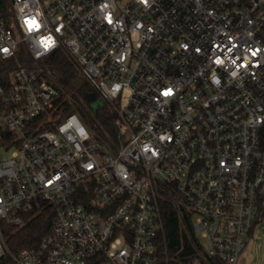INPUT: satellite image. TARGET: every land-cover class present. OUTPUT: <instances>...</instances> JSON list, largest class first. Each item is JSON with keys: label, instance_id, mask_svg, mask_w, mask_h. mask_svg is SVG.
<instances>
[{"label": "built area", "instance_id": "1", "mask_svg": "<svg viewBox=\"0 0 264 264\" xmlns=\"http://www.w3.org/2000/svg\"><path fill=\"white\" fill-rule=\"evenodd\" d=\"M20 45L32 66L0 84V264H166L168 200L196 264H235L264 220V0H0V58ZM55 52L73 88L42 63ZM83 82L116 114L108 140L60 116ZM48 206L50 230L11 249L4 227Z\"/></svg>", "mask_w": 264, "mask_h": 264}, {"label": "trees", "instance_id": "2", "mask_svg": "<svg viewBox=\"0 0 264 264\" xmlns=\"http://www.w3.org/2000/svg\"><path fill=\"white\" fill-rule=\"evenodd\" d=\"M42 63L50 68L53 75L63 85L69 86V83L73 82H76L75 85L77 84V69L62 52L53 53L45 58ZM32 64L31 57L20 45L13 57L0 58V84L6 82L9 71L22 65L30 67ZM90 91H94V88L87 82L77 86L76 90L63 100L60 116L76 111L92 133H95L102 140H108L109 136H114L116 133L114 125L116 114L103 99H98L96 106L92 105L86 98V94ZM95 94L98 95L97 92ZM164 208L165 241L169 258L166 264H193L196 262L195 243L193 236L188 231L187 224L183 223L180 214L171 201L168 200ZM52 218L53 209L48 206L31 215L27 222L18 229L4 227L8 246L17 250L37 245L40 238L50 230ZM201 264L224 263L216 259H209Z\"/></svg>", "mask_w": 264, "mask_h": 264}, {"label": "rangeland", "instance_id": "3", "mask_svg": "<svg viewBox=\"0 0 264 264\" xmlns=\"http://www.w3.org/2000/svg\"><path fill=\"white\" fill-rule=\"evenodd\" d=\"M75 83H69V86L73 88ZM64 88L65 87L62 85L63 90ZM98 95H96L98 97L97 100L102 99V97ZM10 151L11 150H0V157L9 156ZM245 242L246 244L239 253L235 264H264V220L254 227L252 234L245 236ZM193 264L196 263L194 262Z\"/></svg>", "mask_w": 264, "mask_h": 264}]
</instances>
